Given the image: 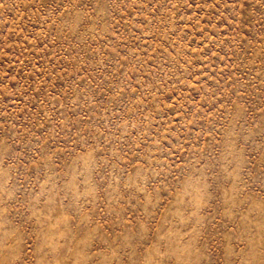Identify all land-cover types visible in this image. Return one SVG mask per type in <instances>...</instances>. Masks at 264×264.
Instances as JSON below:
<instances>
[{"label":"rangeland","instance_id":"rangeland-1","mask_svg":"<svg viewBox=\"0 0 264 264\" xmlns=\"http://www.w3.org/2000/svg\"><path fill=\"white\" fill-rule=\"evenodd\" d=\"M0 264H264V0H0Z\"/></svg>","mask_w":264,"mask_h":264}]
</instances>
